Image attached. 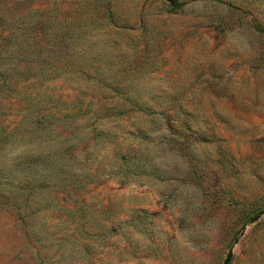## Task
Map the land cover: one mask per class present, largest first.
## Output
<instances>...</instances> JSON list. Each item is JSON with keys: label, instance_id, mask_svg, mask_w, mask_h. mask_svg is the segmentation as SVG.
Instances as JSON below:
<instances>
[{"label": "rangeland", "instance_id": "374dc122", "mask_svg": "<svg viewBox=\"0 0 264 264\" xmlns=\"http://www.w3.org/2000/svg\"><path fill=\"white\" fill-rule=\"evenodd\" d=\"M263 212L264 0H0V264H264Z\"/></svg>", "mask_w": 264, "mask_h": 264}, {"label": "water", "instance_id": "95a60500", "mask_svg": "<svg viewBox=\"0 0 264 264\" xmlns=\"http://www.w3.org/2000/svg\"><path fill=\"white\" fill-rule=\"evenodd\" d=\"M263 216H264V212H263L262 214L258 215L257 217H255V218L252 220L251 224H255V223H257L258 221H260V219H261ZM247 229H248V226H246V227L243 229L242 234H241V237H243V236L245 235ZM238 243H239V240L236 241V245H237ZM232 257H233V250H231V251L229 252V254H228V256H227V258H226L224 264H230V262H231V260H232Z\"/></svg>", "mask_w": 264, "mask_h": 264}, {"label": "trees", "instance_id": "16d2710c", "mask_svg": "<svg viewBox=\"0 0 264 264\" xmlns=\"http://www.w3.org/2000/svg\"><path fill=\"white\" fill-rule=\"evenodd\" d=\"M257 217V216H256Z\"/></svg>", "mask_w": 264, "mask_h": 264}]
</instances>
